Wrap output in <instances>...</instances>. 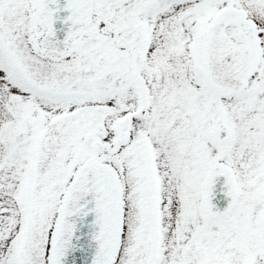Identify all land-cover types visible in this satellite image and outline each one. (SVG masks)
<instances>
[{
	"label": "snow or ice",
	"instance_id": "snow-or-ice-1",
	"mask_svg": "<svg viewBox=\"0 0 264 264\" xmlns=\"http://www.w3.org/2000/svg\"><path fill=\"white\" fill-rule=\"evenodd\" d=\"M0 264H264V0H0Z\"/></svg>",
	"mask_w": 264,
	"mask_h": 264
}]
</instances>
